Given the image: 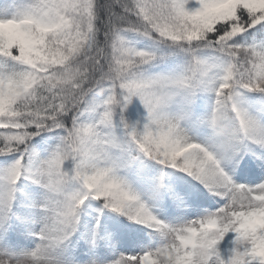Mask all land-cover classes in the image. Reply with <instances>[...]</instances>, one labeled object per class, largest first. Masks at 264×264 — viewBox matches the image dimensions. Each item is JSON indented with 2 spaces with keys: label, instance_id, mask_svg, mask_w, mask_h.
Masks as SVG:
<instances>
[{
  "label": "snow or ice",
  "instance_id": "6c2138e0",
  "mask_svg": "<svg viewBox=\"0 0 264 264\" xmlns=\"http://www.w3.org/2000/svg\"><path fill=\"white\" fill-rule=\"evenodd\" d=\"M0 264H264V0H0Z\"/></svg>",
  "mask_w": 264,
  "mask_h": 264
}]
</instances>
